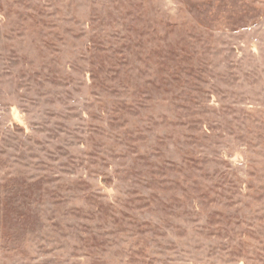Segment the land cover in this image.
Masks as SVG:
<instances>
[{
	"label": "rangeland",
	"instance_id": "rangeland-1",
	"mask_svg": "<svg viewBox=\"0 0 264 264\" xmlns=\"http://www.w3.org/2000/svg\"><path fill=\"white\" fill-rule=\"evenodd\" d=\"M0 264H264V0H0Z\"/></svg>",
	"mask_w": 264,
	"mask_h": 264
}]
</instances>
